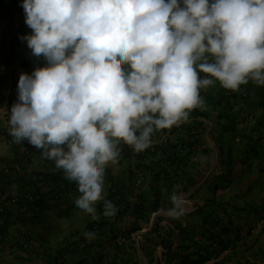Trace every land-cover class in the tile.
<instances>
[{
  "label": "clouds",
  "instance_id": "clouds-1",
  "mask_svg": "<svg viewBox=\"0 0 264 264\" xmlns=\"http://www.w3.org/2000/svg\"><path fill=\"white\" fill-rule=\"evenodd\" d=\"M21 6L31 29L21 39L46 64L21 73L9 134L54 161L77 185L76 207L94 219L100 201L104 215L115 213L104 198L105 169L118 163L122 143L145 150L154 132L203 109L200 90L217 82L232 91L264 85V0Z\"/></svg>",
  "mask_w": 264,
  "mask_h": 264
},
{
  "label": "crops",
  "instance_id": "crops-1",
  "mask_svg": "<svg viewBox=\"0 0 264 264\" xmlns=\"http://www.w3.org/2000/svg\"><path fill=\"white\" fill-rule=\"evenodd\" d=\"M22 2L0 0V203L5 211L11 209L12 212L11 215L7 212L0 215V264H41L40 260H15L17 253L14 254L9 248L11 241L19 234L18 230L27 229L26 221L15 211V204L21 195L32 191L28 185H24L28 179L44 180L48 174L52 179L54 174L62 171L56 168L54 161L43 158L27 141L17 143L9 134L8 121L11 107L18 100L21 73L31 74L36 67L46 64L43 58L34 57L27 42L21 39L31 34V29L25 24ZM247 92L249 105L247 109L244 108L246 113L243 110V115L247 116V128L254 122H261V130L264 131V110L257 107L258 102L263 100L264 88L256 87L249 81ZM236 104L235 109H239L241 104ZM215 121L219 123L218 127L213 120L190 113L186 122L163 129L165 134L162 130L154 132L152 139L155 145L160 144L162 135L172 141L185 139L195 127L201 132L200 149L206 150V154L197 153L200 149L196 151L195 170L186 166L183 169L186 174H181L179 181L172 185L159 180L151 186V176L146 175L140 179L138 187L133 185L132 190L128 173L135 167L136 161L120 147L118 163L109 164L105 169L104 198L109 196L110 183L106 179L110 177L113 183L122 187V196L109 200L115 210L120 207L119 202L123 203L121 209H125L123 215L117 216L115 223H110L105 232L100 233L99 237L104 243L102 247L96 248L105 250V254H112L106 258L108 261L114 260L113 255L116 253L122 258L116 262L121 264H126L128 259H131V263L127 264H178L183 257L192 259L195 253L210 249L219 251L216 257L220 264H264V228L259 232L255 229L264 218V158L261 162L249 160L243 164L236 155L231 157L232 161L229 156L219 157L216 139L226 135V129L220 128L223 120ZM260 144L263 145L264 140ZM215 149L221 169L214 168V159L208 158ZM26 151L31 153L28 157ZM210 185L214 186L215 191H209ZM38 187L42 188L41 192L47 191L44 181ZM76 215H81V225L90 216L79 209L71 218L72 222L76 221ZM54 220L66 231L77 227H66L63 226L64 220ZM209 225L214 226L212 231ZM43 229L45 226L39 225L38 232ZM132 229L134 231L130 234ZM180 229L182 233L179 236ZM111 231L117 234V247H111L110 251L106 242ZM210 236L216 238L208 240ZM62 239V236L55 235L50 248L55 250ZM161 240L168 242L169 246L171 244L167 247L171 249L169 253L160 244ZM91 250H95V247Z\"/></svg>",
  "mask_w": 264,
  "mask_h": 264
},
{
  "label": "trees",
  "instance_id": "trees-1",
  "mask_svg": "<svg viewBox=\"0 0 264 264\" xmlns=\"http://www.w3.org/2000/svg\"><path fill=\"white\" fill-rule=\"evenodd\" d=\"M200 75L203 77L205 74L201 73ZM254 84L256 87L262 86L264 88V85ZM238 93L239 91L224 89L220 86L219 82H217L214 87H210L207 90H200V95L205 102V107L203 109H192L190 113L200 116L203 119L213 120L216 126L219 125V123H217L215 119L224 121L220 124V128L226 129V135L216 139L219 157L223 156V158H225V156H229L228 158L232 161L233 155H236L238 161L243 164H247L249 160L261 162L264 158V144L259 145V142L264 140V131L261 130L263 124L261 122H254L248 126L250 130L247 128V116L246 114L243 115V110L244 108L247 109L249 105L247 99L249 100L250 97L247 90ZM238 97L239 99H237ZM235 100H237V103L241 104L239 109H235V105H237ZM250 103L255 104L254 102ZM257 107L264 110V94L262 102H258ZM244 113H246V110H244ZM238 118H240V120H238ZM240 121H242V123ZM240 125L243 128L239 127ZM196 128L197 127L193 128L195 131H193V129L190 130L189 133L191 134L187 135L185 139H174L171 141L167 136L164 145L156 144L152 149L133 158L136 161L135 167L128 173L131 189L133 190V185L138 187L137 182L139 183L140 179L145 178L146 175L151 176V186L154 182L157 183L159 180L165 184L172 185L175 184L177 180L179 181V176L181 174H186L183 171L186 166L195 170L196 161L194 158L196 156V151L200 149L201 143V132H198ZM162 132L165 134V130H162ZM247 147L249 149H247ZM206 152V150L200 149L197 153L206 154ZM29 154L30 153L26 151L25 155L27 157ZM50 177L51 175L48 174L44 180L28 179L24 185H28L32 191L27 195H21L16 200L15 211L18 215L22 216L24 222L26 221L25 225L27 224V229L18 230L19 234L16 239L14 238L11 241L9 248L14 254L17 253V258L14 259L19 261L28 260L29 262L30 259L40 260L41 264H121L116 262L118 259L122 260V258L117 256L115 250V254L113 255L114 260L108 261L106 258L112 254H105V250H97L96 248L102 247L104 243L102 242V238L100 239L99 237L100 233L103 231L105 232L110 223H115L118 220L117 216L123 215V210L125 209V207L121 209L123 203L119 202L120 207H117L114 215L106 216L104 215L103 201L98 202L95 205V219L90 215L84 220L82 225L80 224L79 227H75L76 229L66 231L60 224L56 223L57 220L54 219L72 222L71 218L74 216V213L79 210L74 203L75 199L79 196L77 185L75 182H71L65 178L63 170L56 175L54 174L52 179H50ZM186 177L190 179L189 176ZM42 181L47 185V191L45 192H41L42 188L38 187ZM106 181L110 183V186L109 196L105 199L110 201L109 199L111 198H120L122 196V187H118L117 184L113 183L110 177H108ZM131 189L128 188L129 191ZM208 189L210 192L215 191L212 185H210ZM1 204L2 203H0V215L4 213L11 215V209L7 212L2 208L3 204ZM143 204L144 203H142L140 207H142ZM50 211L52 213H50ZM39 225L45 226L42 232H38ZM209 227L210 231H212L214 226L209 225ZM34 230L37 231L34 232ZM133 231L134 229L131 230L130 234ZM116 232L118 234V230H116ZM85 233H93L94 237L90 239L86 238ZM181 233L182 229H180L179 236ZM117 234L111 231L110 235H107L109 239L106 243H108L107 246L110 251L111 247H117L115 241ZM55 235H60L63 239L58 242L57 247L53 250L49 245H51V239ZM102 235L105 234L103 233ZM127 235H129V233ZM105 237H103V239ZM168 237L170 238L171 236ZM215 238L216 236H210L208 240H213ZM160 244L166 247V249L171 246V244L169 246L168 242L164 240H161ZM92 247H95V250H91ZM179 247L182 246L179 245ZM180 249L181 248H179V250ZM167 251L169 253L171 249H167ZM218 253L219 251L214 252L210 249L204 250L202 253H195L192 259L183 257L178 264H204L209 259L216 257ZM127 263H131L129 259Z\"/></svg>",
  "mask_w": 264,
  "mask_h": 264
},
{
  "label": "built area",
  "instance_id": "built-area-1",
  "mask_svg": "<svg viewBox=\"0 0 264 264\" xmlns=\"http://www.w3.org/2000/svg\"><path fill=\"white\" fill-rule=\"evenodd\" d=\"M166 140H167L166 136L163 135V136L160 138V143H161V144H165V143H166ZM122 145H123L124 149L126 150L127 154H129L131 158H136L139 154H141V153H143V152H145V151H147V150L153 148V146L155 145V143H154V141H153V139H152V137H151V145H150L148 148H146L145 150L141 151V152H136V151H134L130 146H128V145H126V144H123V143H122ZM137 185H138V182H137ZM262 228H264V218H263V219H262V220H261L256 226H255V229H256L258 232H259ZM204 264H220V261H219L218 257H213V258L209 259V260H208L206 263H204Z\"/></svg>",
  "mask_w": 264,
  "mask_h": 264
},
{
  "label": "rangeland",
  "instance_id": "rangeland-1",
  "mask_svg": "<svg viewBox=\"0 0 264 264\" xmlns=\"http://www.w3.org/2000/svg\"><path fill=\"white\" fill-rule=\"evenodd\" d=\"M245 90H247V84H246V85H241V86H240L239 93L242 92V91H245ZM239 93H238V94H239ZM237 99H239V97H238ZM236 101H237V100H235V102H236ZM208 139H209V138H208ZM208 143L210 144V142H208ZM121 145H122V144H121ZM121 145H120V147H121L122 149H124ZM34 152H35V150L32 151V154H34ZM30 154H31V153H30ZM216 154H217V150L215 149V152H213V155H212V156L209 155L208 158H213V159H214V162H212V163H214V165H213L214 168H219V169H221L220 159H219V158H216ZM218 172H219V171H218ZM138 186H139V183H138ZM79 217H81V215H76V221H74V222H67V223L63 222V226L66 225V227H67V226L74 225V226L79 227V225H80ZM129 262H131V259H129Z\"/></svg>",
  "mask_w": 264,
  "mask_h": 264
}]
</instances>
